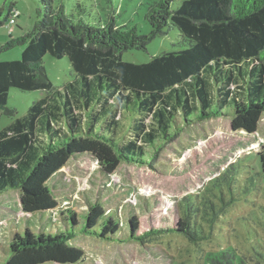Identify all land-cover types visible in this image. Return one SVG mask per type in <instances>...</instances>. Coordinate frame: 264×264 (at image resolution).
Here are the masks:
<instances>
[{"label":"trees","instance_id":"trees-1","mask_svg":"<svg viewBox=\"0 0 264 264\" xmlns=\"http://www.w3.org/2000/svg\"><path fill=\"white\" fill-rule=\"evenodd\" d=\"M36 1L40 8L32 29L0 47L1 52L23 46L20 59L0 60V112L13 118L0 128V194L18 190L25 213L58 208L48 181L77 155L93 156L105 173L121 162L151 165L156 142L172 139L177 113L186 121L228 116L234 130H257L264 114V0H182L175 9L174 0H157L144 15L146 35L112 19L91 25L54 0ZM14 8L9 6L0 26ZM168 26L178 30L185 48L141 64L121 59L127 50H146ZM46 54L67 57L75 79L55 87L42 63ZM12 88L44 96L17 117L6 107ZM76 105L82 113H76ZM139 143L151 146L152 155L146 157ZM256 155L264 175V148ZM192 204L185 200L184 217L167 231L190 241L209 240L226 204L218 206L206 196ZM62 215L69 225L62 232L15 233L2 264H76L85 258L82 249L69 244L78 233L109 239L120 227L97 204L88 208L78 230L74 211ZM130 224L131 236L143 242V236L133 235L137 219ZM259 235L262 240L244 248L261 264L264 237ZM242 249L228 246L211 264H246Z\"/></svg>","mask_w":264,"mask_h":264},{"label":"rangeland","instance_id":"rangeland-1","mask_svg":"<svg viewBox=\"0 0 264 264\" xmlns=\"http://www.w3.org/2000/svg\"><path fill=\"white\" fill-rule=\"evenodd\" d=\"M156 1L54 0V5H63L76 20L82 19L91 25L112 19L117 26L135 27L138 33L146 35L150 28L144 15L148 6ZM181 1L174 0L172 8L179 7ZM11 5L20 15L11 33L5 21L0 26V47L10 39L27 34L40 8L36 0H0V21ZM183 48L178 30L168 26L165 34L154 38L146 50H127L121 59L141 64L163 52ZM22 49L23 46L15 45L1 51L0 60H18ZM42 63L57 88L75 79L67 57L55 59L46 54ZM43 96L42 91L12 88L6 107L15 109L16 116L21 117ZM82 112V107L76 105V113ZM12 119L0 112V128ZM123 124L128 123L123 120ZM139 144L146 157L152 155L151 146ZM156 144L158 151L151 165L121 162L112 173L103 172L91 155L71 158L48 181L58 204L49 214L25 213L18 190L1 193L0 264L7 258L8 243L15 233L23 234L28 228L35 234L54 235L69 229L67 215H62L68 209L77 214L79 224L75 228L78 230L83 216L94 204L102 207L106 217L117 219L120 227L109 239L78 233L69 244L82 249L85 258L76 264H211L214 256L235 245L243 247L238 255L246 264H258L250 259L244 247L257 243L261 239L259 234L264 237L261 225L264 224V175L256 155L264 148V114L255 133L248 134L234 130L228 116L186 121L177 113L172 139L159 140ZM203 196L216 200L218 206L226 204L209 240L190 241L167 231L184 217L187 198L192 199L195 206ZM133 218L137 219L133 235L143 236V242L131 236Z\"/></svg>","mask_w":264,"mask_h":264},{"label":"built area","instance_id":"built-area-1","mask_svg":"<svg viewBox=\"0 0 264 264\" xmlns=\"http://www.w3.org/2000/svg\"><path fill=\"white\" fill-rule=\"evenodd\" d=\"M20 13L19 11L14 8L11 10L9 18L7 20V26H8V32L11 33L12 32V26L16 23V19L19 17Z\"/></svg>","mask_w":264,"mask_h":264},{"label":"crops","instance_id":"crops-1","mask_svg":"<svg viewBox=\"0 0 264 264\" xmlns=\"http://www.w3.org/2000/svg\"><path fill=\"white\" fill-rule=\"evenodd\" d=\"M16 8V7H15Z\"/></svg>","mask_w":264,"mask_h":264}]
</instances>
